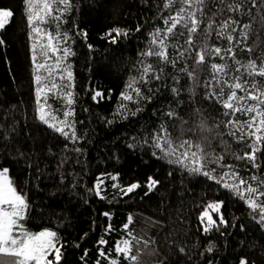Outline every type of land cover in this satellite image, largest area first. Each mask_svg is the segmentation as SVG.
<instances>
[{"label":"trees","instance_id":"16d2710c","mask_svg":"<svg viewBox=\"0 0 264 264\" xmlns=\"http://www.w3.org/2000/svg\"><path fill=\"white\" fill-rule=\"evenodd\" d=\"M162 4L163 0H72V9L65 14L61 25L75 53L68 63L74 76V89H71L75 97L74 119L77 134L82 139L72 145L35 118L32 39L25 5L23 0H0V8L13 12L10 23L0 30V39L4 41L0 45V169H9L17 190L27 196L29 209L23 221L25 227L29 231L52 229L57 232L63 244L60 264H97V261L109 264L108 259L99 256V250L118 259L119 264H129L115 253L117 242L131 239L123 227L129 217L132 219L128 231L139 241L133 246L132 254L138 257L135 264H240L241 260H246L247 264H264V224L260 223L259 216L214 181L190 176L182 168L158 159L159 151L144 143L154 129L166 124L174 140L200 141L207 137L206 144H210L207 150L224 154V164L241 169V175L246 177L264 176V160L261 170L252 168L246 161L236 160L232 153L242 154L244 146L227 135L223 140L231 148L225 151L226 145L217 135L225 129L222 125L216 127L220 120L226 119L223 110L214 101L205 99L203 85L209 78L207 63L196 73L199 84L181 74L176 85L170 75H166L162 81H153L150 85L154 89L158 87L159 91L147 93L145 89L146 95L153 96L151 101L128 104L131 111L138 106L142 111L136 115L126 113V119L116 113L121 92L129 79L138 74L149 34L155 27L163 26L158 18ZM216 7L220 6L214 7L212 0H208L207 15L212 16ZM261 14L264 8L259 12L252 9L254 20L232 14L242 23L251 22L249 37L241 47L252 51L236 49L237 59L244 64L249 60L259 64L264 58ZM229 15L225 9L215 20L220 23ZM206 24L207 19L196 37L197 44L203 40ZM113 28L124 29L128 35L111 43L106 33ZM209 42L227 47V41H217L215 33ZM154 60L152 57L146 62ZM215 62L221 61L217 58ZM166 73L177 75L171 66L166 68ZM173 86L183 89L179 97L170 91ZM188 89H193L195 95ZM97 91L104 94L103 99L93 100ZM49 103L60 107L62 101L50 99ZM172 109L177 115L169 118L165 113ZM202 120L211 131L198 127ZM66 143L67 152L64 151ZM73 147L82 151L73 152ZM153 151L157 152L156 156ZM65 156L70 159L58 167ZM110 175H118V181L107 178ZM98 177L104 178L101 186L104 199L90 191ZM148 177L158 180L159 184L145 195ZM137 182L141 187L127 196L112 186L118 183L126 187ZM218 201L223 202L221 212L227 225L204 233L200 213L209 202ZM104 212L110 214V219ZM211 214L219 223L218 215ZM109 225L111 231H108ZM101 238L107 243L99 244ZM210 244L214 246L212 252L206 250Z\"/></svg>","mask_w":264,"mask_h":264},{"label":"snow or ice","instance_id":"6c2138e0","mask_svg":"<svg viewBox=\"0 0 264 264\" xmlns=\"http://www.w3.org/2000/svg\"><path fill=\"white\" fill-rule=\"evenodd\" d=\"M23 2L32 39L35 118L68 143L76 145L82 136L77 134V121L74 119L75 97L74 91L71 90L74 89V76L71 64L68 63L69 57L75 53L68 45L70 37L61 31V25L65 22L64 16L72 9V0H23ZM212 3L214 7L217 5L220 7H216L212 16H208L206 12L208 0H163L162 11L158 12V18L163 26L155 27L149 34L148 47L141 53L138 74L129 79L121 92V102L116 113L126 119V113L136 115L142 111L139 106L135 111H131L128 104L140 105L142 102L151 101L153 96L146 95L145 89L147 93L159 91L158 87L154 89L150 85L153 81H162L166 75H170L176 85H179L181 74L199 84L196 73L207 63L209 78L203 85L205 99L214 101L223 110L222 115L226 119L220 120L216 127L222 125L225 129V132L217 133L221 137V143L226 145L225 151L228 152L231 148V145L223 140V136L227 135L244 146L242 154L232 153L233 157L246 161L254 169L261 170V161L264 160V58L259 64L256 60H249L244 64L237 59L236 49L252 51L251 48L241 47L249 37L251 22L242 23L235 16H247L254 20L252 9L255 8L259 12L264 8V0H259V3L258 0H232L231 3L227 0H212ZM157 7L161 8L160 5ZM225 9L230 15L217 23L215 16L222 14ZM164 12L168 14L164 15ZM12 16L11 10L0 9V30L10 23ZM205 19L207 24L203 28V40L197 44L196 37L201 34V25ZM260 19L264 22V14H261ZM139 30L138 27L137 31ZM213 33L217 41H227V47L223 44L220 46L210 44ZM82 34L87 37L86 32ZM127 35L128 32L120 28H113L106 33L111 43H116L119 37ZM3 43L4 41L0 39V45ZM152 57L155 58L154 61L146 62ZM217 58L221 62H215ZM189 61H192L191 65ZM178 64L182 66L177 67ZM168 66L175 69L177 75L166 73ZM170 91L175 97H179L183 89L173 86ZM188 91L195 95L193 89ZM103 97L104 94L97 91L92 98L97 100ZM50 99L62 101L61 106L54 107L49 103ZM165 115L173 118L177 113L172 109ZM198 127L202 131H211L203 120ZM206 141L207 137L200 141L174 140L167 125L160 124L158 129H154L149 137L145 138L144 143L159 151L158 159L182 168L190 176H203L232 192L244 201L252 213L259 216L260 223L264 224V176L241 175V169L223 163L224 154H218L214 150L208 151L207 147H210V144H206ZM68 150L66 143L64 151ZM71 151L80 153L82 150L73 147ZM153 155L156 156L157 152L153 151ZM69 159L67 156L62 157L58 167H62ZM218 169L223 171L218 172ZM8 173L9 169H0V264H60L63 244L60 243L57 232L50 229L29 231L25 227L23 221L26 220L29 209L27 196L17 190ZM107 178L114 182L118 181V175H110ZM103 184L104 178L98 177L94 188L90 189L100 199L105 198L101 195ZM158 184V180L148 177L145 195ZM112 186L127 196L140 188L141 184L137 182L121 187L114 183ZM222 207V201L209 202L200 213L199 220L204 233H209L213 228L218 229L220 225H227L221 212ZM211 213L218 215L219 223L213 219ZM103 215L110 219L108 212H104ZM131 219L129 217V222L123 226L131 239L125 238L117 242L115 253L118 257L123 256L129 264H135L138 257L132 254L133 246L139 241L131 231H128ZM108 231H111V225ZM98 243L103 245L107 241L101 238ZM213 247L210 244L206 250L212 252ZM180 251L183 252L184 249L181 248ZM99 256L108 259L109 264H119L118 259L108 257L104 250H99ZM5 257L11 259L5 260L3 259ZM240 264H247V261L241 260Z\"/></svg>","mask_w":264,"mask_h":264},{"label":"rangeland","instance_id":"374dc122","mask_svg":"<svg viewBox=\"0 0 264 264\" xmlns=\"http://www.w3.org/2000/svg\"><path fill=\"white\" fill-rule=\"evenodd\" d=\"M0 9H6V8H0ZM6 10H9V9H6ZM50 230H52V229H50ZM3 259H5V260H10L11 258L5 257V258H3Z\"/></svg>","mask_w":264,"mask_h":264}]
</instances>
